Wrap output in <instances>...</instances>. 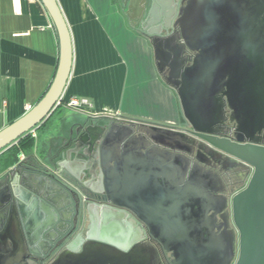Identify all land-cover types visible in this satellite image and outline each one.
<instances>
[{
	"label": "water",
	"instance_id": "1",
	"mask_svg": "<svg viewBox=\"0 0 264 264\" xmlns=\"http://www.w3.org/2000/svg\"><path fill=\"white\" fill-rule=\"evenodd\" d=\"M41 1L59 35L58 68L41 99L0 130V152L48 118L72 72V35L59 1ZM122 3L150 40L183 122L81 123L45 157L6 169L0 176V264H14L20 254L44 258L40 248L59 246L64 249L49 264H264V0H184L176 36L161 35L171 26L173 0ZM187 50L192 55L185 66ZM227 105L234 111V138L217 130ZM194 138L213 158H191L186 145ZM214 168L232 177L229 191L213 187L220 180ZM170 169L176 172L172 184L164 173ZM48 178L71 196L105 202L88 206L89 223L77 236L63 229V206ZM18 213L26 236L20 233L12 250L8 239Z\"/></svg>",
	"mask_w": 264,
	"mask_h": 264
},
{
	"label": "crops",
	"instance_id": "2",
	"mask_svg": "<svg viewBox=\"0 0 264 264\" xmlns=\"http://www.w3.org/2000/svg\"><path fill=\"white\" fill-rule=\"evenodd\" d=\"M58 1L70 27L74 51L64 99L87 98L92 107L77 110L58 105L30 132L36 139V147L30 155H21L20 161L45 157L51 147L64 144L70 131L81 123L106 125L111 120L125 119L168 125L183 122L179 98L158 73L151 42L130 21L122 0ZM59 57V35L41 0H0V130L22 117L41 99L54 79ZM145 67L149 75L143 74ZM145 84L149 85L146 90L142 87ZM138 105L163 111V116L135 113ZM41 129H46L42 135ZM148 168L157 169L155 163H149ZM4 171L0 164V176ZM164 173L172 184L175 170ZM48 179H51V195L59 197L64 208L70 201V192L53 178ZM3 189L4 185L0 187ZM44 203L41 200L42 206ZM42 212L46 217L43 208ZM21 214L11 222L8 240L12 250L13 241H21L20 233L26 236ZM16 257L19 261L14 264L29 263L21 254Z\"/></svg>",
	"mask_w": 264,
	"mask_h": 264
},
{
	"label": "flooded vegetation",
	"instance_id": "3",
	"mask_svg": "<svg viewBox=\"0 0 264 264\" xmlns=\"http://www.w3.org/2000/svg\"><path fill=\"white\" fill-rule=\"evenodd\" d=\"M184 0H173V4L171 9L169 10L168 14L170 15V28L168 30L164 29L161 32V35H177V26H175V17H176V11L183 7ZM140 29V28H138ZM141 30V29H140ZM149 30V28L147 29ZM154 30V29H153ZM178 42V39H175V43ZM192 55V52L185 51L182 55V60L184 65H188V59ZM180 59V61H182ZM170 77V70L166 71V75ZM163 79V78H162ZM234 111L230 109V107L227 105L225 107V119L222 125L217 129L219 130L220 134L222 136L228 137V138H234L235 137V130L233 128V125L235 124V120L233 119ZM118 131L114 133L113 136L116 137V134ZM190 143L186 145V148L189 150L193 149V158L194 160H210L213 158L212 156H209L208 152L209 149L207 148L206 144H203L204 142L200 141L199 139H189ZM65 144V143H64ZM218 158V157H217ZM212 173H217L219 176V179H214L213 187L220 189V190H230L232 188V177H230L228 174H226L221 169H210ZM69 202L64 206L63 211L65 215L64 219V226L63 229L70 233V231H75V236L81 232V230L88 225L89 223V216H90V209H88V206L90 204L96 203L100 205L102 208L103 205H105L104 201H100L98 198L94 197L92 199L87 200L86 198H83L82 196H68ZM64 249L63 246H59L57 248H47L44 250V248H40L41 251L47 253L46 257L40 258L36 257L34 255L30 256V260L28 264H49L52 262L54 255L56 252Z\"/></svg>",
	"mask_w": 264,
	"mask_h": 264
},
{
	"label": "trees",
	"instance_id": "4",
	"mask_svg": "<svg viewBox=\"0 0 264 264\" xmlns=\"http://www.w3.org/2000/svg\"><path fill=\"white\" fill-rule=\"evenodd\" d=\"M45 94V93H44ZM41 125V124H40ZM36 147V139L29 132L0 152L2 169H8L20 161L23 154L30 155Z\"/></svg>",
	"mask_w": 264,
	"mask_h": 264
},
{
	"label": "rangeland",
	"instance_id": "5",
	"mask_svg": "<svg viewBox=\"0 0 264 264\" xmlns=\"http://www.w3.org/2000/svg\"><path fill=\"white\" fill-rule=\"evenodd\" d=\"M137 35H140L139 33H137ZM144 38H145V35H142ZM147 38V37H146ZM132 39L138 41V39L136 37H133ZM153 52L152 51V58H153ZM142 54L139 52L138 53V57L141 56ZM140 58V57H139ZM152 68H153V72L154 74L157 75L156 73V68H155V64L154 62L152 61ZM145 72H143V74L145 75H149L150 71L145 67ZM153 86V85H152ZM143 89L145 88V90L149 87V85H143L142 86ZM152 88V87H151ZM135 113H143V114H146V115H152V116H156V118H159V117H162L163 116V111H159V110H153V109H150L149 106H146V105H138L136 106L135 108ZM139 119H142V118H139ZM142 121H147V120H142ZM161 122V121H160ZM46 131V129H41L39 131L40 135H42L44 132Z\"/></svg>",
	"mask_w": 264,
	"mask_h": 264
},
{
	"label": "built area",
	"instance_id": "6",
	"mask_svg": "<svg viewBox=\"0 0 264 264\" xmlns=\"http://www.w3.org/2000/svg\"><path fill=\"white\" fill-rule=\"evenodd\" d=\"M64 96H62V98L59 100L58 105L65 104L67 107L77 110H87L92 107L90 101L87 98L75 97L69 100H65Z\"/></svg>",
	"mask_w": 264,
	"mask_h": 264
}]
</instances>
